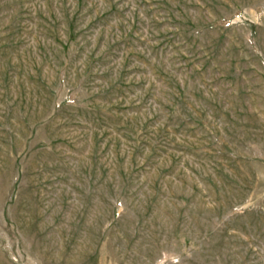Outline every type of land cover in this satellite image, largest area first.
Returning <instances> with one entry per match:
<instances>
[{"label":"rangeland","instance_id":"374dc122","mask_svg":"<svg viewBox=\"0 0 264 264\" xmlns=\"http://www.w3.org/2000/svg\"><path fill=\"white\" fill-rule=\"evenodd\" d=\"M0 264H264V0H0Z\"/></svg>","mask_w":264,"mask_h":264}]
</instances>
